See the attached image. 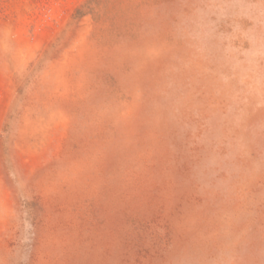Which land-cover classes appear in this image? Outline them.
<instances>
[{
	"label": "rangeland",
	"instance_id": "obj_1",
	"mask_svg": "<svg viewBox=\"0 0 264 264\" xmlns=\"http://www.w3.org/2000/svg\"><path fill=\"white\" fill-rule=\"evenodd\" d=\"M0 264H264V0H0Z\"/></svg>",
	"mask_w": 264,
	"mask_h": 264
}]
</instances>
